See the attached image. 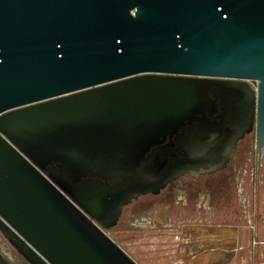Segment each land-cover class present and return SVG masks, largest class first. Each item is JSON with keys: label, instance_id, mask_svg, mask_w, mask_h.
<instances>
[{"label": "water", "instance_id": "water-1", "mask_svg": "<svg viewBox=\"0 0 264 264\" xmlns=\"http://www.w3.org/2000/svg\"><path fill=\"white\" fill-rule=\"evenodd\" d=\"M253 132L262 153L264 0H0V233L25 264H141L109 233L126 206Z\"/></svg>", "mask_w": 264, "mask_h": 264}, {"label": "rangeland", "instance_id": "rangeland-1", "mask_svg": "<svg viewBox=\"0 0 264 264\" xmlns=\"http://www.w3.org/2000/svg\"><path fill=\"white\" fill-rule=\"evenodd\" d=\"M251 82L257 86L256 80ZM236 155L211 194L207 189H172L152 205L123 213L109 233L141 264H186L193 254L204 253L205 233L220 234L224 228V256L234 258L235 246L247 245L253 235L251 221L260 219L264 229V152L260 153L254 132L240 142ZM211 241L207 247L221 244ZM249 249L243 250L250 253ZM199 260L204 264L203 255Z\"/></svg>", "mask_w": 264, "mask_h": 264}, {"label": "flooded vegetation", "instance_id": "flooded-vegetation-1", "mask_svg": "<svg viewBox=\"0 0 264 264\" xmlns=\"http://www.w3.org/2000/svg\"><path fill=\"white\" fill-rule=\"evenodd\" d=\"M247 138L248 136L242 139L240 142H242L243 140H247ZM236 159L230 161V163L235 161ZM230 163L225 168L219 169L215 172L204 173L201 176H192L190 174H185L183 177L170 182L158 193L149 192L142 194L137 198H134L133 201L126 206L123 213L133 212L135 209H143L149 205H152L160 201L163 198V196L167 195L172 189L185 188V190H187V188L188 189L191 188V190L193 191H196L197 189L199 190V192L202 191L204 192L207 190L209 192L210 189L218 182L224 181V173H227ZM209 194L211 193L209 192ZM0 248L6 251L16 261L17 264H25V260L27 258L23 256L22 253H20L11 244V242L1 233H0Z\"/></svg>", "mask_w": 264, "mask_h": 264}, {"label": "crops", "instance_id": "crops-1", "mask_svg": "<svg viewBox=\"0 0 264 264\" xmlns=\"http://www.w3.org/2000/svg\"><path fill=\"white\" fill-rule=\"evenodd\" d=\"M259 221H251L252 224L250 226L253 235L248 240V243L246 245V242L238 243L237 246H235V250L238 252L237 255L234 258L227 259V256H224V241L226 239V236H224V228L220 229L221 233L218 235L216 233H213V231H210L209 233H205V241L206 245H204V253L202 254L204 256V264H264V227L261 230V222ZM264 226V225H263ZM208 230H205L207 232ZM263 233H262V232ZM239 235H237L238 237ZM234 237V235H233ZM200 239V238H198ZM216 239L219 240L221 243L218 246H211L207 247L208 241ZM238 238H236L237 240ZM201 240V239H200ZM211 241V242H212ZM239 242H241L238 239ZM246 247H250L248 252L245 253L243 249ZM241 250V251H240ZM200 253L193 254L192 258L188 259V261L184 262L186 264H198L199 263V257L202 256Z\"/></svg>", "mask_w": 264, "mask_h": 264}]
</instances>
